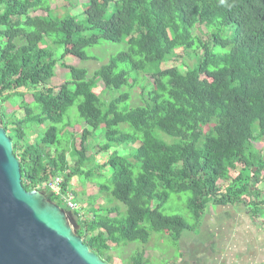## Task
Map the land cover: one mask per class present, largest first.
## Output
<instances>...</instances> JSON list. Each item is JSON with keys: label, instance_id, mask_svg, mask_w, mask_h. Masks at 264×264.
I'll return each mask as SVG.
<instances>
[{"label": "trees", "instance_id": "1", "mask_svg": "<svg viewBox=\"0 0 264 264\" xmlns=\"http://www.w3.org/2000/svg\"><path fill=\"white\" fill-rule=\"evenodd\" d=\"M76 1L64 0L68 13L58 17L50 0H0V102L21 96L19 91L45 87L33 95L36 111L23 104L22 119L9 124L1 117L24 189L44 192L50 202L69 211L47 183L62 176L60 192L65 195L69 183L91 164L88 142L102 129L106 144L101 151H115L104 166L112 175L100 188L126 207V215L110 208L85 223L79 213L73 215L76 235L107 264L115 246L147 245L151 233L162 232L177 241L190 229L181 217L162 214L170 193L191 194L187 208L195 222L209 205L257 208L246 199L258 196L253 191L264 171V155L254 146L264 140V0H89L83 5V22L69 14ZM38 12L44 14L41 23L34 16ZM198 27H217L207 45L196 37ZM228 27L232 36L223 39ZM35 34L63 48L61 59L70 54L89 61L85 51L101 43L127 41L128 48L91 78L84 69L66 66L71 82L56 93L46 86L56 76L58 60ZM216 48L230 50L219 54ZM181 49H202L203 55L185 73L160 68ZM121 64L129 71L117 72ZM201 71L211 73V82L199 76ZM131 72L154 82L151 91L140 95L141 106L120 111L129 93L109 105L95 94L100 85L132 89L130 81L135 85L137 78ZM78 101L79 118L91 131L84 130L79 148L71 144L67 149L64 117ZM48 122L51 127L30 144L29 131ZM131 146L129 157L120 155ZM233 173L236 177L221 191L220 176ZM113 214L121 243L113 244L105 230L104 222ZM129 264H146L144 253L132 255Z\"/></svg>", "mask_w": 264, "mask_h": 264}, {"label": "rangeland", "instance_id": "2", "mask_svg": "<svg viewBox=\"0 0 264 264\" xmlns=\"http://www.w3.org/2000/svg\"><path fill=\"white\" fill-rule=\"evenodd\" d=\"M77 7L75 10H71L69 14L71 16H79L77 17L80 22L84 21L83 13V5L87 4L89 0H77ZM80 5V6H79ZM50 8L53 11L54 15L58 17L64 16L66 13H68L67 8L65 7L64 0H50ZM111 13V10H110ZM44 14L41 12H38L34 14L37 23H41L42 16ZM217 32V27L212 28H202L198 27L195 31L196 37L199 39V41L207 45L211 42L213 33L215 34ZM223 33L221 37L223 39H228L232 36V27H228L223 30ZM0 36V40H1ZM35 39L38 42H43L42 47L45 49L53 50L55 53V59L58 60L57 68H56V76L53 80L50 81L48 84V88H52L56 93L59 92L60 88L71 82V76L68 73L66 66H71L77 69H84L88 73V78H91V76L103 65H106L109 63L110 59L112 57H115L116 55L126 52L127 51V41H123L122 43L118 44H111V43H101L98 46H95L93 48L87 49L85 52L89 56L90 60L86 62H81L77 58H75L72 55H67L63 59H61L62 55L64 54L63 48L60 47H54L51 45V43L42 37L39 34H35ZM229 48L227 49H221L216 48L215 52L219 54H225L229 52ZM203 51L202 49L196 50L195 52L191 51H185V50H177L172 54V57L168 62L163 63L160 68L166 69V68H178L182 73H185L187 68H192L197 63L198 59L202 57ZM128 72L129 69L126 64H121L117 70V72ZM132 78H137L136 84L134 85L133 81H130L131 85L133 86L132 89L125 88L121 91L116 90H107L103 87V85H100L94 92L100 100L106 104L109 105L113 100L118 98L123 93H129L130 94V100L126 103H123L120 105L119 109L120 111H125L126 109H134L138 106L142 105V100L140 95L142 92L147 93L151 91L154 86L153 80L148 77L144 76L142 74H139L137 77V74L135 72H131ZM199 76L202 79H205L207 82H211L212 75L210 72L207 71H201L199 73ZM45 87H37L32 88L28 90L19 91L21 92V96L13 97L9 101L0 102V127H2L3 123L1 121V117H5V122L13 123L15 119H22L25 114L22 108L23 104L30 105L33 110L36 111L37 107L34 103L33 95L37 93L38 91L42 90ZM70 90L73 91L74 87L72 85L69 86ZM146 99V98H145ZM79 104V101L74 104L73 107L69 109V111L66 113L64 117V123L67 124L65 131L63 132L62 141L64 146L66 148L71 149V144H74L77 148L80 146L81 142V136L84 132V130L91 131L90 128H88L79 118L77 106ZM51 127V124L45 123L43 126L34 128L32 131H29L28 137H29V143L33 144L35 142V139L41 135H43L48 128ZM58 128H61V126H58ZM122 129H127L128 127L123 125L121 127ZM102 130V129H101ZM99 130L95 133L94 137L89 139L88 147L90 148L88 156L91 159V164L87 165L86 168L83 169V176L81 177H75L68 186V191L71 192L74 201L78 205L77 211H64L67 217V221L73 230V232L77 229L76 223L77 218L74 217L73 212L79 213L80 220L82 222H91L94 218V214L97 213L98 215L105 216L102 210L110 209V208H119L121 215L123 217L126 215V207L120 204L119 202L115 201L110 195L107 193L102 192V189L100 188V185L106 184L107 180L110 179L112 175V169L105 168L106 162L109 160L110 155L115 151V149L110 150L108 153L101 151V148L106 144V140L104 139V136L102 134V131ZM169 141V140H167ZM255 148L260 151L264 155V140L258 141L255 143ZM131 147H128L127 149H122L120 152V155L123 156H130V150ZM133 153V152H132ZM74 160H71L70 163L73 164ZM88 173H91V178L87 179L85 175ZM250 174V173H249ZM259 176V174H258ZM236 177V173L231 174L229 177H225L223 175L220 176L218 187L221 191L225 189L229 184H231L232 180ZM258 185L254 188L255 193H258V196L255 197L253 195V199L249 198L246 199V202L248 203L250 200H253L255 204L257 205V208L255 205H250L248 207H232V206H225V209L222 207H216L213 205H209L207 211H205L203 215L207 213L213 212L216 213V210H224L231 212V215L228 214V212L224 215H221L218 218L219 224H222L219 226H223L224 223H226L229 219L228 216L235 217L234 212L237 211L235 209L241 208L242 212L244 210L247 211L246 215V221L250 224H257V228L259 227V260L264 261V171L260 173V177L258 178ZM256 181V182H257ZM45 195L44 192H41ZM191 198L190 193H182V194H176V193H170L169 199L167 203L163 206L161 212L165 216H178L181 217L188 225L190 229H194L195 225L198 226L199 223H197L201 218L198 219L197 222L193 219L192 215L190 214L187 203L188 200ZM230 207V208H226ZM244 209V210H243ZM234 211V212H233ZM238 214V213H237ZM243 215V214H241ZM116 215H110L109 220H105V230L108 231V238L109 240L114 243H121L123 242L124 238L122 234L119 231V224L118 219L115 218ZM240 218H243L244 216H239ZM236 217L233 219V221L236 222ZM240 222H242L240 220ZM217 223H213L211 226H215ZM207 225H209L207 223ZM203 228V223H201V226L199 225L197 229H199V232ZM79 229V228H78ZM193 231L188 232L184 231L182 233V237L180 241H174L170 236H167V234L164 232L162 233H151L150 242L147 245H141V244H129L127 246H124L123 244L119 247H114L109 252L111 257V264H129L130 263V257L138 252L144 253V260L146 261V264H173L175 259H178L179 256L185 255V253H189L188 246H187V240L189 237H191ZM206 233L200 232L199 233V239L193 241L194 248L197 249V253H201L205 250V244L206 241ZM186 250H185V249ZM206 252V250H205ZM174 259V260H173Z\"/></svg>", "mask_w": 264, "mask_h": 264}, {"label": "water", "instance_id": "3", "mask_svg": "<svg viewBox=\"0 0 264 264\" xmlns=\"http://www.w3.org/2000/svg\"><path fill=\"white\" fill-rule=\"evenodd\" d=\"M0 264H107L71 229L66 214L22 185L13 143L0 127Z\"/></svg>", "mask_w": 264, "mask_h": 264}, {"label": "crops", "instance_id": "4", "mask_svg": "<svg viewBox=\"0 0 264 264\" xmlns=\"http://www.w3.org/2000/svg\"><path fill=\"white\" fill-rule=\"evenodd\" d=\"M225 209V207H222ZM230 208V207H226ZM234 216L237 219L233 221L235 217L228 216L229 219L226 223L219 228L220 225L218 218L223 213H227L224 210H216L207 213L197 222L198 226L203 223V228L200 232L206 233V246L205 250L201 253H197L193 244L194 239H199V229L195 225L194 229L187 230L192 232L191 237L187 240L188 252L185 255L179 256L178 259H173V264H264V261L259 260V227L257 224H250L246 221L247 211L241 213L242 209H235ZM238 213V214H237ZM231 215V212H228ZM243 214V215H241ZM239 216H244L240 218ZM240 220L242 222H240ZM207 223L209 225H207ZM213 223H217L215 226H211ZM211 224V225H210ZM186 232V231H185ZM182 237V236H181ZM181 237L178 241L181 240ZM185 249V248H184ZM186 250V249H185ZM170 264V263H169Z\"/></svg>", "mask_w": 264, "mask_h": 264}, {"label": "built area", "instance_id": "5", "mask_svg": "<svg viewBox=\"0 0 264 264\" xmlns=\"http://www.w3.org/2000/svg\"><path fill=\"white\" fill-rule=\"evenodd\" d=\"M63 184V178L62 176L58 175L54 177L51 181L47 183L46 188L53 192L56 197H58L61 202L68 208L70 211H77L78 210V205L74 201V198L71 194V192H67L65 195L61 194L60 188Z\"/></svg>", "mask_w": 264, "mask_h": 264}]
</instances>
